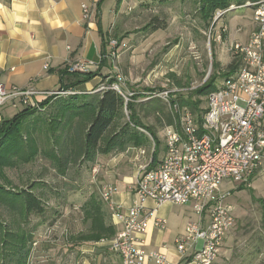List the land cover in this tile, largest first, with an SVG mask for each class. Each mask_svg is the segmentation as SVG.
Instances as JSON below:
<instances>
[{
	"label": "rangeland",
	"instance_id": "374dc122",
	"mask_svg": "<svg viewBox=\"0 0 264 264\" xmlns=\"http://www.w3.org/2000/svg\"><path fill=\"white\" fill-rule=\"evenodd\" d=\"M200 9L198 0H126L108 36L117 44L110 73L102 78L100 86L117 85L125 102L133 95H142L135 100L134 110L159 142L156 164L165 152L166 119L174 113L167 95H185L214 75L218 77L217 88L233 59L230 44L244 42L253 27L250 9L230 11L213 26L212 20H202ZM152 24L164 28L151 32ZM223 25L227 32L215 40ZM113 79L116 82L108 84ZM68 96H57L50 106L39 109L40 118L46 123L53 119L56 103ZM199 99L203 101L201 109H206L207 96ZM149 100L154 104H148ZM128 116L124 110L123 120L127 122ZM41 126L42 122L35 136L41 148L49 150L54 146L46 143ZM139 130L146 137L141 148L129 146L121 152L96 155L93 162L78 159L68 164L64 174H59L41 154L29 164L7 169L10 184L5 186L14 192L30 191L40 199L43 213L23 218L13 207L0 204V224L8 232L5 242L0 236V264H16L21 236L28 250L24 264H121L106 245L115 235L98 242L79 240L90 227L83 206L94 197L102 204L106 221L112 220L109 205L101 198L102 188L112 183L117 189L120 183L123 190L132 187L137 167L152 156L154 141ZM138 149L145 154L139 155ZM237 188L231 180L220 185L221 194L230 193L227 203L234 207L235 224L214 264H264V177L252 182L251 190Z\"/></svg>",
	"mask_w": 264,
	"mask_h": 264
},
{
	"label": "built area",
	"instance_id": "2783aa9c",
	"mask_svg": "<svg viewBox=\"0 0 264 264\" xmlns=\"http://www.w3.org/2000/svg\"><path fill=\"white\" fill-rule=\"evenodd\" d=\"M239 8L252 11L253 27L244 42L230 44L229 52L240 60V66L207 96L200 125L188 109L174 105L172 110L179 115V121L163 128L165 152L162 159L153 168L151 159L137 167L131 188L133 205L126 210L111 205L117 191L112 184L101 190L112 220L120 225L106 245L121 264H145L146 261L174 264L161 252L146 251L143 235L151 220L156 228H165L166 220L157 215L159 207L187 204L191 205L196 218L186 225L184 234L175 239V250L180 258L176 264H214L235 224L234 207L227 203L230 193L221 194V183L231 180L238 188H251L255 178L264 177V0L233 1L214 13L212 26L228 12ZM82 11L87 19L88 8L82 6ZM226 32L223 25L215 40H220ZM116 44L109 41V57L115 56ZM92 66V63L78 61L68 70L85 74ZM108 89L122 95L117 85L100 86L98 91ZM74 94L78 93L71 89L39 93L32 89L7 88L0 83V107L39 109L40 102L34 100L37 95H43L45 100ZM137 151L139 155L145 154L141 149ZM145 200L151 201L154 207H145Z\"/></svg>",
	"mask_w": 264,
	"mask_h": 264
},
{
	"label": "trees",
	"instance_id": "16d2710c",
	"mask_svg": "<svg viewBox=\"0 0 264 264\" xmlns=\"http://www.w3.org/2000/svg\"><path fill=\"white\" fill-rule=\"evenodd\" d=\"M122 0H118L120 3ZM238 0H198L201 3L200 14L202 20H212L217 10L228 7L231 2ZM163 26L152 24L151 32L163 29ZM117 27L113 34L116 36ZM112 40L108 37V42ZM240 60L233 58L226 67L222 77L226 78L237 70ZM97 76L96 73L69 72L68 68L61 72V82L64 86L59 90L74 89L77 86L88 83ZM218 77L214 75L194 90L184 94L175 93L168 95V104L173 109L177 105L179 109H188L194 116L197 124L201 123V116L205 109H201L203 101L199 97L208 96L215 91ZM116 82L115 79L108 84ZM177 87H180V83ZM151 94L150 96H152ZM142 95H133L127 102L122 95L113 90H102L93 93H78L69 95L55 105L54 118L45 122L40 118L39 109L50 106L57 96L49 97L39 103V109L22 108L8 120L0 124V204L13 207L19 215L27 218L30 215L43 213V206L37 197L30 191L21 190L14 192L5 185L10 184L6 170L23 164H29L38 155L47 158L51 166L64 174L68 164L78 159L93 162L96 155H108L114 151L121 152L127 147L141 148L146 143L145 135L139 129L147 132L154 141V149L151 156L150 167L153 168L157 161L158 140L154 132L141 124L134 110L135 100ZM152 100V99H151ZM147 101L154 104L155 101ZM124 110L129 113L128 121H124ZM179 121V115L174 112L168 115L167 125H173ZM44 126L46 143L52 144L49 150L41 148L36 131L40 129V123ZM41 126V127H42ZM251 190L240 186L238 190ZM85 219L90 221L88 234L79 236L83 242H98L100 239H111L117 232L116 226L106 221V215L102 204L91 198L83 206ZM112 213H110V217ZM8 232L0 224L1 241L8 237ZM31 239V237H28ZM19 250L16 252V264H24L28 253L24 249V238L18 240ZM18 254V255H17Z\"/></svg>",
	"mask_w": 264,
	"mask_h": 264
},
{
	"label": "crops",
	"instance_id": "0c3cea01",
	"mask_svg": "<svg viewBox=\"0 0 264 264\" xmlns=\"http://www.w3.org/2000/svg\"><path fill=\"white\" fill-rule=\"evenodd\" d=\"M125 1L0 0V83L7 88L32 89L39 93L57 91L64 86L61 72L79 61L92 63L88 72L97 76L77 86L74 91L83 94L92 92L110 73L112 57H109L108 36ZM82 6L88 8L87 19L83 16ZM45 65L47 68H44ZM34 100L42 102L44 96L37 95ZM16 113L17 110L9 105L0 107V124ZM257 179L259 177L252 182ZM119 185L111 205L126 210L134 202L132 187L123 190L121 183ZM144 205L154 207L149 200H145ZM184 206L163 205L158 208L157 215L166 220V226L160 230L150 221L143 235L146 251L161 252L170 263L180 262L175 239L182 236L186 225L196 218L191 205ZM112 223L117 230L120 229V225ZM112 255L118 257L113 252ZM145 264L154 263L146 261Z\"/></svg>",
	"mask_w": 264,
	"mask_h": 264
}]
</instances>
